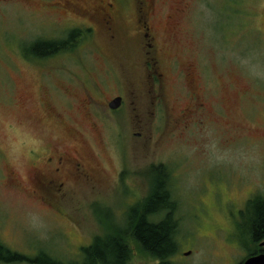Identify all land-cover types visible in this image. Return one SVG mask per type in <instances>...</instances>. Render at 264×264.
<instances>
[{
	"label": "rangeland",
	"instance_id": "rangeland-1",
	"mask_svg": "<svg viewBox=\"0 0 264 264\" xmlns=\"http://www.w3.org/2000/svg\"><path fill=\"white\" fill-rule=\"evenodd\" d=\"M22 3L0 8V243L30 257L44 251L63 262L78 260L107 228L124 227L130 209L150 194L149 170L163 165L180 221L172 264H244L257 246L250 220L241 212L249 200L264 198V0H158L153 25L159 43L162 37L168 48L160 82L148 77L151 60L138 53L141 39L132 32L122 37L132 45L116 47L104 31L94 44L85 39L60 53V74L93 75L102 83L103 90L96 87L104 92L101 101L125 95L127 107L108 123L96 119L106 114L103 108L93 109L96 131L82 118L76 98L47 95L38 65L23 60L54 27L61 36L76 22L58 10L27 9L31 6ZM184 3L187 12L179 15ZM170 16L178 24L171 26ZM98 45L107 51L106 59ZM188 67L194 69L196 90L180 77ZM65 84L81 92L75 81ZM134 91L140 93L136 110ZM193 92L207 115L203 111L193 121L179 122L193 105ZM47 97L58 111L69 113L72 126L86 138L83 158L98 172L92 173L90 186L69 187L44 199L10 183L9 175L16 171L27 181L36 154L49 153L55 142L71 143L41 105ZM209 136L229 162L207 158L203 145ZM194 144L200 150L184 155ZM133 249L128 264H159Z\"/></svg>",
	"mask_w": 264,
	"mask_h": 264
},
{
	"label": "flooded vegetation",
	"instance_id": "flooded-vegetation-1",
	"mask_svg": "<svg viewBox=\"0 0 264 264\" xmlns=\"http://www.w3.org/2000/svg\"><path fill=\"white\" fill-rule=\"evenodd\" d=\"M22 2L27 3V7L31 6L27 9L42 5L49 10H58L59 14L66 15L76 22V24L68 25L66 29H63L61 36L58 35L60 33L59 29L54 27L50 36L41 38L33 44L36 46H46L47 52L43 56L27 53L23 60L28 62L32 60L35 62V65H38L39 71L41 72V81H44V90L47 92V95L51 97L54 94V96L63 95L65 98H76L79 103L82 118L85 117L90 120V124L95 131L98 129V124L94 120L96 114H94L93 109L99 111L102 110L100 108H103L106 114L104 116H98L96 119L100 122L106 121L108 123L109 118H113L112 116H115L127 107L126 98L122 94L101 101L104 92L99 93L96 87L103 90L102 83L100 80L95 79L93 75L78 78L72 72L60 74V65L56 63V60L60 58V53L68 50L69 46L75 43H81L85 39L92 45L95 43V39L99 37L104 38L105 32L109 34L111 42L116 47L121 43H129L132 45L133 41H122V37L132 32V36L141 39L140 44L138 42V53L143 54V57L151 60L148 62V65L152 63L153 70L150 66L148 67V77L155 83L156 81L160 82L164 79L165 74L161 66L166 63L168 48L162 37L161 40L163 42L159 43L160 35H158V31L153 25L158 0H0V8L2 5L9 7L18 5L19 3L23 4ZM187 6L189 4L184 3L176 12L179 15L185 14L187 12ZM168 18L171 26H174L176 23L178 24L174 16ZM174 36L175 33L172 32L167 39L171 42ZM65 44L68 45L64 47ZM134 47L136 48V46ZM97 52L104 59L107 58V51L102 50L99 45ZM141 57L138 56V59ZM25 61H23L24 64H28ZM185 72L180 77L186 78L188 84L196 90L194 69L188 67L185 69ZM68 80L70 82L71 80L75 81L79 85L81 92L72 91V86L69 87L66 85L67 83L65 84ZM133 95L136 100L133 101L132 105L136 110L140 107V93L139 91H134ZM193 96V105L185 109L178 120L179 122H184L187 119L193 121L194 117L196 118V116L199 117L205 114L203 113V111L206 112L204 104L195 92H193ZM117 98H122V105L118 109H112L111 103ZM49 101L47 97V101L42 102L41 105L52 113L56 125L59 130H62L60 131L61 135L63 137H70L69 140L71 143L68 145H60L55 142L49 153L41 151L36 154V158L32 160L31 166L27 168V181L24 178L23 180L20 179L16 171L11 172L9 175L10 183L18 184L19 186L24 185L32 193H35L36 196L40 195L44 199L45 195L57 194L69 187L90 186L92 183V173L98 172L95 163L91 165V160L87 161L83 158L82 150H85L84 147L87 146L86 138L81 136L72 126V122L68 119L70 118L69 113L65 110V114H67L65 116V114L58 111L56 104H51ZM75 137H79L80 140H76ZM93 187L95 188L96 185ZM253 244L257 246V249L254 252H250L246 260L264 255V240L260 242L253 241Z\"/></svg>",
	"mask_w": 264,
	"mask_h": 264
},
{
	"label": "trees",
	"instance_id": "trees-1",
	"mask_svg": "<svg viewBox=\"0 0 264 264\" xmlns=\"http://www.w3.org/2000/svg\"><path fill=\"white\" fill-rule=\"evenodd\" d=\"M68 44H65L66 47ZM63 49V48H62ZM46 46L31 47V55L43 56ZM148 176L151 191L144 202L130 209L123 228L109 227L102 236L82 250L80 259L63 262L47 252L35 257L14 252L0 243V263L3 264H128L133 248L149 255L159 264H172L179 244L177 236L180 221L178 203L169 183L170 173L166 166H154ZM242 217L250 220V232L254 242L264 240V198L249 200Z\"/></svg>",
	"mask_w": 264,
	"mask_h": 264
},
{
	"label": "clouds",
	"instance_id": "clouds-1",
	"mask_svg": "<svg viewBox=\"0 0 264 264\" xmlns=\"http://www.w3.org/2000/svg\"><path fill=\"white\" fill-rule=\"evenodd\" d=\"M201 145L194 144L185 149L184 155H192L195 152L200 150ZM203 148L207 154V158L211 162H216V163H223V162H229L230 157L229 155L222 151L219 147L218 144L215 140L211 139L209 136L208 143L203 145Z\"/></svg>",
	"mask_w": 264,
	"mask_h": 264
},
{
	"label": "water",
	"instance_id": "water-1",
	"mask_svg": "<svg viewBox=\"0 0 264 264\" xmlns=\"http://www.w3.org/2000/svg\"><path fill=\"white\" fill-rule=\"evenodd\" d=\"M122 105V98H117L111 103L112 109H118ZM191 253H187L186 255H190ZM244 264H264V255L253 257L244 262Z\"/></svg>",
	"mask_w": 264,
	"mask_h": 264
}]
</instances>
